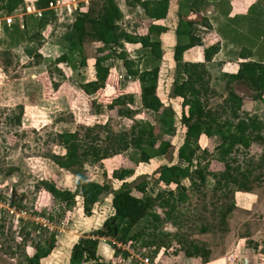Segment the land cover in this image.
Here are the masks:
<instances>
[{
    "label": "rangeland",
    "instance_id": "rangeland-1",
    "mask_svg": "<svg viewBox=\"0 0 264 264\" xmlns=\"http://www.w3.org/2000/svg\"><path fill=\"white\" fill-rule=\"evenodd\" d=\"M205 1H199L194 11L189 9L187 0H172L177 5L172 8L171 20L167 23L170 32L160 38L162 58L149 62L148 54V60L141 62L140 70L156 65L160 69L157 95L172 111L174 122L173 134L165 136L170 140V149L163 156H153L148 163L141 161L139 152L128 150L102 161L101 166L86 165L88 181L109 187L90 215L83 211L79 197L68 208L40 186L41 181H48L61 190L75 189L76 179L46 158L50 153H65L53 143L54 136L74 132L79 126L93 127L106 123L113 132L120 133L141 119H147V116L141 110L133 119H127L117 116L116 109L107 110L108 99L114 94L112 88L94 96L82 91L80 86L93 79L96 46L85 44L82 55L76 49L69 26L75 20L76 12L72 17L67 16L61 25L55 12L46 13L45 18L49 22L38 29L44 41L40 48L35 42L14 46L12 38L16 37L6 31L16 24L22 29L24 15L31 17L26 27L29 35L36 31L39 22L35 14L27 15L28 6L24 14L9 17L0 14V264H28L27 257L32 256L37 247L46 249L52 238L54 248L40 264H69L73 245L81 239L93 238L92 233L112 215L113 194L122 186L133 188L142 183H145L148 195L154 198L160 193L162 201L167 202L164 206L161 202V208L157 202L153 206L152 211L160 213L159 223L153 224L146 219L135 228L141 237L134 244V249L148 255L152 264H264V141L247 151L233 154L237 160L236 167L241 171L249 163L260 164V168L254 171L250 192L235 189L214 192L215 181L211 177H207L204 184H200L196 176H193L194 185L187 179L183 180V190L165 187L157 178L164 167L187 166L177 158L184 131L180 126L179 100L172 96L173 85L181 80L179 68L182 62L179 64L173 60L175 45L180 41L174 33L177 16L185 18L190 12L194 13L193 17L198 15V21L189 32L194 38L200 37L199 56L195 57L204 65L210 88L214 91L201 100L208 109L221 113L220 107L228 98L225 83L218 76L220 73L237 71L239 65L247 61L264 65V0H250L246 7L241 5L246 4V0H240L239 7L229 9L233 12L228 19L221 15L228 10L222 6L224 3L219 4L220 7L211 5L207 8ZM217 11L222 12L217 14ZM136 17L137 14L133 13L131 20L127 21V31L136 32L139 26L144 27ZM25 47L37 48L41 59L29 58ZM211 47L218 48V52L210 62H205L204 52ZM123 49L133 50L126 46ZM110 52L112 59H116L120 50L110 48ZM63 54L67 56L68 63L55 64L54 60ZM240 54L248 58L242 61ZM81 61L85 63L84 68L80 66ZM136 66L139 67L138 64ZM123 75L122 80L119 78V89L126 93L130 91L134 99H139L137 80ZM127 79H132L135 86L125 89ZM232 89L242 97L240 113L256 115L264 125V96L263 101H252L245 88L234 85ZM139 103L130 109H139ZM95 106L100 107L99 114H95ZM20 107L23 111L21 124L15 125L13 118ZM154 127L155 135L162 137L164 128L158 123ZM100 134L104 136L103 132ZM219 144L218 137L209 139L201 136L196 144V157L188 165L190 172L198 166H207L212 173L221 172L223 163L215 152ZM203 152L206 155H202ZM123 169L129 172L120 181L114 173ZM169 191L172 195L168 194ZM181 195L182 200L179 199ZM229 206L232 210L222 223L221 212ZM45 225L51 229L44 228ZM98 241L97 255L100 259L116 262L118 257L114 256L113 249L116 241ZM190 243L209 251L207 260L183 258L180 248ZM250 243L256 245L255 250L249 246ZM122 264L133 263L126 258Z\"/></svg>",
    "mask_w": 264,
    "mask_h": 264
},
{
    "label": "trees",
    "instance_id": "trees-1",
    "mask_svg": "<svg viewBox=\"0 0 264 264\" xmlns=\"http://www.w3.org/2000/svg\"><path fill=\"white\" fill-rule=\"evenodd\" d=\"M56 0H35L36 10H47L54 5ZM27 0H0V14L9 17L18 13L24 14ZM133 4H138L145 15L154 21H164L169 10V0H133ZM76 17L71 26L73 43L78 52L82 55L84 45L92 43L96 46V54L93 57L94 75L92 80H87L80 87L89 96L102 94L107 88H112L114 94L109 97L106 109L113 111L119 117L133 119L141 110L144 111L147 119H141L134 123L129 129L120 133L111 130L109 123L96 125L93 127L79 126L74 132L58 133L53 138V143L61 147L65 153L47 155L53 164L60 170L69 173L76 179L74 191L61 190L53 183L41 181V188L52 196L56 201L71 207L75 204L76 197L82 202L83 211L90 215L92 208L96 205L99 198L109 191L108 185H100L88 181L85 174V166H101L102 161L109 159L119 153L134 150L139 152L140 159L148 163L153 156L165 155L171 147L170 140L165 136L173 134L174 122L172 111L167 109L157 95L158 80L160 69L156 65L150 69L140 70L135 62L129 59L123 50V44H140L142 48L149 51L152 61L162 58L161 43L157 39L166 29L156 25H150L148 35L137 37L126 33L118 25L122 16L115 3V0H90L87 5L78 6L75 10ZM193 12L183 18L179 16L176 35L179 42L174 48L173 60L177 63L182 62V54L201 45L200 39L194 38L189 29L198 21V15ZM31 18L26 15L23 17L22 29L19 24L12 25L6 29L12 36L14 46L21 43H36L37 47L44 44L38 29H42L48 23V19L42 17L38 19L36 31L29 35L26 30L27 20ZM154 37L155 39H153ZM110 48L119 49L116 59L122 62L128 77L135 78L139 85L140 108L130 109L134 105L135 99L132 92H124L119 89V76L111 73L102 64L112 59L113 54ZM218 52V48L211 47L204 52L205 62H210L212 57ZM25 54L32 59L40 60L37 48L25 47ZM241 59L248 57L240 54ZM55 64L68 63L65 54L54 60ZM80 66L85 67L84 61ZM179 70L185 79L173 85L172 96L179 100L180 106V126L183 129V142L177 150V158L187 164L186 167L172 165L162 168L158 173L159 182L165 187L174 186L176 189L183 190L181 182L189 180L193 185V176H196L200 184H204L207 177L215 181L214 192L216 191H236L250 192L254 171L260 168V164L249 163L244 170H239L236 157L233 155L240 150L247 151L253 145H258L264 141L262 136L263 123L256 115L240 113L242 107V97L237 95L232 87L235 85L245 88L250 93L252 101H263L264 96V65L247 61L241 63L235 73H225L222 80L228 92V98L224 101L221 113L216 110L208 109L201 100L208 94H214L210 88L209 77L206 69L201 63H182ZM95 114H99L100 107L95 106ZM23 116L22 108L13 118L15 125L21 124ZM223 116H226L224 118ZM160 124L164 128L163 136L158 138L154 131L155 125ZM100 132L104 133L102 137ZM201 136L209 139L218 137L220 144L215 147V152L223 163V170L219 173L208 171L207 166H198L190 172L188 165L196 157L197 141ZM202 155H206L205 152ZM202 158H205L203 156ZM128 170L115 171L114 177L122 181L127 175ZM257 179V178H256ZM172 195V191L168 192ZM183 196H180L182 200ZM166 205L162 197L157 194L151 197L146 192L145 183L138 184L133 188L122 186L116 191L111 199L112 215L109 216L102 226L92 233L93 238L79 240L72 247L69 264H122L128 257V253L120 251L115 246L114 256L116 262H105L97 255L99 239H113L117 243L128 247H135L134 244L140 239L141 233L135 228L144 220L148 219L151 223L160 222V213L153 212L155 203ZM161 205L159 206L161 208ZM229 206L221 212V222L231 212ZM168 215V214H166ZM154 230L157 226L153 225ZM52 238L48 247L43 249L37 247L32 256L27 257L28 264H40L54 248ZM249 246L256 249L254 243ZM180 254L185 259L199 258L207 260L209 251L198 247L195 244L183 245Z\"/></svg>",
    "mask_w": 264,
    "mask_h": 264
},
{
    "label": "crops",
    "instance_id": "crops-1",
    "mask_svg": "<svg viewBox=\"0 0 264 264\" xmlns=\"http://www.w3.org/2000/svg\"><path fill=\"white\" fill-rule=\"evenodd\" d=\"M34 1L35 0H31V1L28 0L27 6H28L29 14H27V15H32V14H35L37 12L36 9L34 8ZM89 1L90 0H56L55 4L52 7L48 8L47 10H40L39 12H41L43 14V17H46V13H48L50 11L55 12L56 13V17L58 19L57 21L60 24L63 20H64V22H66V20L68 19L67 16L72 17V15L75 12L74 8H77L78 5H80V4L87 5L89 3ZM153 1H160V0H153ZM199 1L202 2V0H187L186 3H187V5L189 4V9L195 11L196 9L194 8V6H196V4L199 3ZM205 2H206L205 6L207 8H208V6H211V5L213 7H218L219 4L224 3L225 5H222V6L227 7V8H224V9H228V10H225L223 12L222 11H217V14L222 12L221 15L224 18H226V19H228V18H230L232 16V12L233 11L230 12L229 9L230 8L233 9V8L239 7L240 4H241V3H238V2H240V0H206ZM115 3H116V5H117V7H118V9H119V11L121 13V16H122V18L119 21L118 25H120L124 29V31L126 33H128L130 35H133V36H137V37H144V36L148 35V28H149L150 25H156V26L165 28L166 31L161 33V35L159 37H157V39L161 43V49L163 50V45H162V41L160 40V38L170 32L168 30L169 27H168L167 23H168V21L171 20V13L173 11L172 8L175 9L174 5H177L175 2L173 4L172 0H169L168 15H167V18L164 21H154V20L149 19L145 15L144 10L138 4H133V0H115ZM249 4H250V0H246V4L243 3L241 5L246 7V5H249ZM133 13L137 14L138 17H136V18H137V20H139V24H142L144 26V27L139 26L137 29H135L136 32H130V31H127V29H126L127 21L131 20ZM178 20H179V17L177 16V22L174 25L175 26L174 27L175 35H176V29H177V25H178ZM73 22H74V20L71 23H69L70 28H71ZM131 23L133 24L132 21H131ZM190 29H189V31H191ZM152 38L155 39L154 37H152ZM195 38L200 39V37H198V36H195ZM125 46L128 47V48H133V50L130 51V52L129 51H125L124 49L123 50L128 55L129 59L132 60L133 62H135L136 64H138V66H139L138 68L141 69L142 68L141 67L142 60H144V59L148 60V54L149 53L146 52L148 50L142 48L140 44H126V43H124L123 47L125 48ZM198 47L199 46L193 47V48L185 51L182 54V63H200L201 61L199 59H196V57H195V56H199V53H197ZM52 52L53 53L55 52L54 49L52 50ZM239 59L242 60V61H245L244 59H241V56H239ZM119 62H120L121 65L119 64ZM149 62H152V60L150 59ZM102 65L107 67L111 73L117 74L121 80L124 77L123 74H125V76L128 78V76L126 74V71L124 70L122 62L120 60H118V59H110V60L104 62ZM235 72L236 71H233V72H222L218 76L221 77V79H222V77H223V75L225 73H235ZM180 77H181V80H180V83H181L185 79V77H184V75L182 74L181 71H180ZM128 79H130V78H128ZM131 86H135L134 81L132 79L130 81L129 80L127 81V86L126 87H124V86L123 87L125 89H127L128 87H131ZM139 102H140V98L139 99H135L134 105L138 106ZM90 182H93V181H90ZM94 183L102 185L99 182H94Z\"/></svg>",
    "mask_w": 264,
    "mask_h": 264
},
{
    "label": "built area",
    "instance_id": "built-area-1",
    "mask_svg": "<svg viewBox=\"0 0 264 264\" xmlns=\"http://www.w3.org/2000/svg\"><path fill=\"white\" fill-rule=\"evenodd\" d=\"M52 7V5L50 6ZM37 12L35 13V17L37 19H41L43 17V14L41 12H39L38 10H36ZM44 221V220H43ZM44 228L46 229H51V227H48L47 225L44 226ZM115 247L117 249H119L120 251H125L128 253V259L130 260L131 263L133 264H152L151 263V259L149 258L148 255L143 254L139 251H136L134 248L128 247L124 244L121 243H117ZM135 251V252H134Z\"/></svg>",
    "mask_w": 264,
    "mask_h": 264
}]
</instances>
